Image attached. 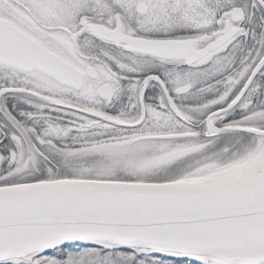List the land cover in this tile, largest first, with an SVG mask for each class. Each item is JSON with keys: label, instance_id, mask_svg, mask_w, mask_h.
<instances>
[{"label": "snow or ice", "instance_id": "1", "mask_svg": "<svg viewBox=\"0 0 264 264\" xmlns=\"http://www.w3.org/2000/svg\"><path fill=\"white\" fill-rule=\"evenodd\" d=\"M0 264H264V0H0Z\"/></svg>", "mask_w": 264, "mask_h": 264}]
</instances>
